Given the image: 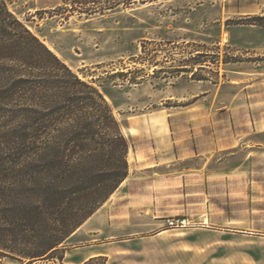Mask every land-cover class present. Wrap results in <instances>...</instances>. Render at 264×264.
<instances>
[{
	"label": "rangeland",
	"instance_id": "obj_1",
	"mask_svg": "<svg viewBox=\"0 0 264 264\" xmlns=\"http://www.w3.org/2000/svg\"><path fill=\"white\" fill-rule=\"evenodd\" d=\"M64 6L9 2L109 102L128 176L32 264H71L90 243L108 255L88 264H264V26L251 19L264 0H138L92 17Z\"/></svg>",
	"mask_w": 264,
	"mask_h": 264
},
{
	"label": "trees",
	"instance_id": "obj_2",
	"mask_svg": "<svg viewBox=\"0 0 264 264\" xmlns=\"http://www.w3.org/2000/svg\"><path fill=\"white\" fill-rule=\"evenodd\" d=\"M137 1L64 0V9L92 17ZM9 2L0 0V255L32 264L63 249L128 176L129 143L99 89ZM251 19L264 26V15Z\"/></svg>",
	"mask_w": 264,
	"mask_h": 264
},
{
	"label": "crops",
	"instance_id": "obj_3",
	"mask_svg": "<svg viewBox=\"0 0 264 264\" xmlns=\"http://www.w3.org/2000/svg\"><path fill=\"white\" fill-rule=\"evenodd\" d=\"M100 245L101 244H95V243L83 245L82 247L79 248L80 249V252H78L79 254H72L69 262L71 264H83L85 261H88L90 258L106 257V255L108 254L106 250L104 249V247Z\"/></svg>",
	"mask_w": 264,
	"mask_h": 264
},
{
	"label": "built area",
	"instance_id": "obj_4",
	"mask_svg": "<svg viewBox=\"0 0 264 264\" xmlns=\"http://www.w3.org/2000/svg\"><path fill=\"white\" fill-rule=\"evenodd\" d=\"M169 225H173V222L172 221H169Z\"/></svg>",
	"mask_w": 264,
	"mask_h": 264
}]
</instances>
